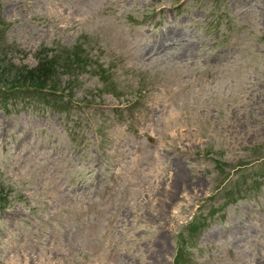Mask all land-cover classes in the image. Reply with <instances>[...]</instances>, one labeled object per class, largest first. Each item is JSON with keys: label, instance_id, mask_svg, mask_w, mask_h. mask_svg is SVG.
Masks as SVG:
<instances>
[{"label": "rangeland", "instance_id": "374dc122", "mask_svg": "<svg viewBox=\"0 0 264 264\" xmlns=\"http://www.w3.org/2000/svg\"><path fill=\"white\" fill-rule=\"evenodd\" d=\"M0 37L74 93L0 102V264H264V0H0Z\"/></svg>", "mask_w": 264, "mask_h": 264}, {"label": "trees", "instance_id": "16d2710c", "mask_svg": "<svg viewBox=\"0 0 264 264\" xmlns=\"http://www.w3.org/2000/svg\"><path fill=\"white\" fill-rule=\"evenodd\" d=\"M66 51L65 53H67ZM72 57H75L73 62L68 61L67 66L71 70L75 66L76 68H85V65L83 64V59L79 53L72 52L70 54ZM42 62L41 65L38 66L36 69H30L28 67H23V68H16V75H13L11 70L10 73L12 74V82L11 87H14L16 85H22V87L26 88L25 91H39L40 89L51 85L52 82L54 81L56 75H58L57 68H59V60L61 59L59 57L55 58L51 57L48 58V60H43V56H41ZM76 64V65H75ZM69 65L71 67H69ZM103 80L107 82V77L103 76Z\"/></svg>", "mask_w": 264, "mask_h": 264}, {"label": "bare ground", "instance_id": "6f19581e", "mask_svg": "<svg viewBox=\"0 0 264 264\" xmlns=\"http://www.w3.org/2000/svg\"><path fill=\"white\" fill-rule=\"evenodd\" d=\"M159 191V193H162V191L161 190H158ZM217 236H218V234H217ZM157 242H158V240H157ZM166 246V242H165V240H164V243H163V245H160V247H159V252L158 253H156V254H162V250H163V248ZM153 248H157V245L154 243L153 244Z\"/></svg>", "mask_w": 264, "mask_h": 264}]
</instances>
